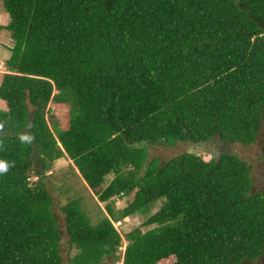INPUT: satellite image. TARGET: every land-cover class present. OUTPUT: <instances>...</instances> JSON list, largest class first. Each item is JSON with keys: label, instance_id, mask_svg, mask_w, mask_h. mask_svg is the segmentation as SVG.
Instances as JSON below:
<instances>
[{"label": "trees", "instance_id": "16d2710c", "mask_svg": "<svg viewBox=\"0 0 264 264\" xmlns=\"http://www.w3.org/2000/svg\"><path fill=\"white\" fill-rule=\"evenodd\" d=\"M1 4L12 46L0 83V160L9 164L0 174V264H62L63 237L68 264H264V191L254 190L250 167L229 150L218 161L187 153L216 134L256 142L264 0ZM51 104L66 107L63 121L49 122ZM177 143L186 150L176 157L150 154ZM61 158L106 203L97 222L80 198L55 202L53 191L68 189L45 173ZM132 193L123 210L112 207ZM158 203L144 222L153 227L127 234L121 253L114 224Z\"/></svg>", "mask_w": 264, "mask_h": 264}, {"label": "rangeland", "instance_id": "374dc122", "mask_svg": "<svg viewBox=\"0 0 264 264\" xmlns=\"http://www.w3.org/2000/svg\"><path fill=\"white\" fill-rule=\"evenodd\" d=\"M8 15L3 9L2 4L0 5V28L5 27L8 24ZM12 46V41L8 35V32L4 30H0V83L2 80V76L4 73H6V67L5 62L10 56L9 48ZM57 92L54 91L53 94H56ZM6 110V105L3 101L0 100V111ZM49 115L48 120L49 122L54 120L63 121L64 115L67 113L66 107H60L55 104H51L49 106ZM263 148H264V121L263 126L260 130V133L257 137V140L254 144L250 146H242L239 144H228L226 148L223 150L224 152L229 150V152L233 155H236L238 158L242 159L247 163V165L250 167V173L251 177L254 180V190H262L264 191V154H263ZM150 154L152 156H156L162 160H167L169 158L176 157L183 153L186 149L184 145L177 143L176 145L172 147H167L164 145H156L152 146L150 149ZM201 158L204 161H209L211 156L206 154H200ZM72 162L65 158L58 159L53 162L51 168L45 173V176L51 177L52 182L57 185L62 184L66 189H68V194H60L58 192H54L53 194L56 197L55 202L59 206H62L66 199L69 198H80L83 201V206L85 207V210L88 213V216L91 218L92 222H97L101 217L102 214L105 213V205L106 203H100L97 200V197L93 195V193L90 191V189L87 187L85 182L79 177L77 170H75V173H77V176L71 174L69 165ZM113 178V175H108L106 177V182L108 183ZM37 178H32L31 181H35ZM47 179V178H46ZM50 180V181H51ZM49 182V180L47 179ZM133 193L128 198H113L110 203H112V207L116 211L123 210L128 204V202L132 199ZM159 203L157 205H154L150 209L149 214H143L138 213L134 214L132 216L126 217L120 222L115 223L114 227L119 232L122 241L121 245L119 247L121 253L124 251L127 241L125 240V236L129 234L130 232L140 229L141 231H145L150 227H145L144 222L146 221L147 217L150 214H154L158 210ZM59 224L63 230V217L62 214L59 211V208L56 207L55 211ZM71 251V249L68 247L66 243V239L63 237L61 242V258H62V264H68L67 259L68 256L71 254H68ZM174 262V258H168L166 260H163L159 262L158 264H172ZM109 260L102 262V264H108ZM120 264V263H119ZM242 264H261L260 261L256 262H249L245 261Z\"/></svg>", "mask_w": 264, "mask_h": 264}, {"label": "water", "instance_id": "95a60500", "mask_svg": "<svg viewBox=\"0 0 264 264\" xmlns=\"http://www.w3.org/2000/svg\"><path fill=\"white\" fill-rule=\"evenodd\" d=\"M215 141L218 145L222 144L219 134H216L214 137L205 142H199L198 144L189 147L187 149V153L193 155L209 154L215 161H218L220 156L223 154L222 150H224L226 146L221 149L219 146L214 144Z\"/></svg>", "mask_w": 264, "mask_h": 264}, {"label": "clouds", "instance_id": "9594fccd", "mask_svg": "<svg viewBox=\"0 0 264 264\" xmlns=\"http://www.w3.org/2000/svg\"><path fill=\"white\" fill-rule=\"evenodd\" d=\"M2 127H3V126L0 125V128H2ZM31 139H32V137L29 136V135H23V136L21 137V140H22V141H27V142H30ZM0 147H2V142H0ZM208 155H209V154H208ZM8 169H9V164L6 163V162H4V161H2V160H0V174L6 173V172L8 171Z\"/></svg>", "mask_w": 264, "mask_h": 264}, {"label": "flooded vegetation", "instance_id": "af4514ba", "mask_svg": "<svg viewBox=\"0 0 264 264\" xmlns=\"http://www.w3.org/2000/svg\"><path fill=\"white\" fill-rule=\"evenodd\" d=\"M214 144L215 145H217V146H219L221 149H223V147L224 146H227L228 145V143H222L221 145H218L217 143H216V141L214 142ZM192 147V146H191ZM189 148V146H187V149ZM222 152L224 153V151L222 150Z\"/></svg>", "mask_w": 264, "mask_h": 264}]
</instances>
